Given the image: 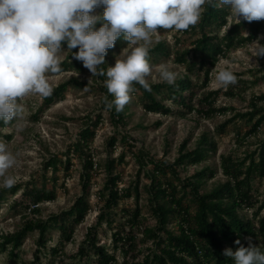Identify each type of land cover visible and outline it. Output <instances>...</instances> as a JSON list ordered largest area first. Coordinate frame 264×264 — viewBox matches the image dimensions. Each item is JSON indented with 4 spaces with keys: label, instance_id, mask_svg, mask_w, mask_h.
Listing matches in <instances>:
<instances>
[{
    "label": "trees",
    "instance_id": "obj_1",
    "mask_svg": "<svg viewBox=\"0 0 264 264\" xmlns=\"http://www.w3.org/2000/svg\"><path fill=\"white\" fill-rule=\"evenodd\" d=\"M204 8L202 19L198 24L182 31L199 33L192 48L181 50L180 39L177 36L175 50L165 40L151 47L150 64L173 55V61L182 65L185 72L179 76L174 85L166 82H149L151 91H146L139 84L134 83L133 94L138 96L140 105L147 112L172 115L174 114L172 105L177 104L179 109L176 112L180 117H186L194 112L212 118L234 109L229 106H216L217 97L223 92L222 89L200 91L208 86L210 72L221 58L226 57L232 49L242 47L258 38L264 29V20L249 23L241 19L240 23L238 21L229 23L230 14L227 7L217 9L205 5ZM100 26V24L96 25L97 28ZM223 28H225L224 32H222ZM126 46L122 38L118 39L115 46L107 50V53ZM62 48L67 49L66 43ZM77 51L78 48L72 49L62 60L60 65L62 71L59 73L88 71L81 61L74 58L73 53ZM105 63L101 67L106 70L109 66L108 54ZM201 75L204 77L201 82L192 78ZM106 78V76H93V84L75 77L60 83L53 88L50 96L42 98L39 113L63 100L70 88L84 86L97 89L103 94L102 106L105 108V96L109 101L114 99L104 86ZM240 82L246 84L245 80ZM223 93L228 96L237 94L233 88ZM166 100L173 104L165 103ZM263 104L264 93L253 95L249 99V109L246 112H235L234 118L226 120L220 128L238 118L244 119L248 124L251 123L248 130L245 132L239 130L237 133V141L240 145L244 144L248 137L259 135L260 130H264ZM125 107L119 113L115 111V107L108 110L117 129L127 127ZM38 117L39 114H36L33 118L38 120ZM103 121V114L100 112L86 115L77 139L70 144L67 151L63 155H51L44 162L41 174L24 185L25 189L13 203L14 209H23V225L19 230L0 235V251H7L14 262L19 258L18 251L27 234L37 232L36 250L30 264H41L40 255L45 254L44 251L47 250V243L51 238L48 233L51 228L58 229L60 236L57 243L48 249L51 256L49 264H55L56 257H59L60 263L64 262V257L68 256L65 244L73 241L76 225L83 222L92 210L89 199L91 179L94 171L102 166L105 168L107 178L100 190L98 200H103L104 203L99 207L96 221L88 228L83 245L76 253L68 256L70 259L68 264H77L75 259L82 261L86 256L94 257V264H235L233 259L223 255V251L226 248L235 251L239 247L234 243L237 239L245 247L248 246L247 237L253 240L260 238L264 242V214H262L264 194L263 199L258 200L257 192L253 187L254 180L264 179V135L255 149L246 150L244 156L239 159L231 154L222 155L221 167L225 180L213 184L212 188L206 190L203 185L214 177L213 168L203 167L184 177L181 176V172L188 166L202 163L207 159L208 153L216 149V142L207 133L202 135L196 147L191 150L186 148L187 140H184L179 146L178 156L170 161L166 158H154L144 149L138 148L125 132L121 134L120 140L126 148L117 156H113L119 140L120 132L117 131L108 140L110 157L101 164L95 157L93 143L99 125ZM160 123L161 121L158 125ZM7 125L0 121V136L10 139L12 137L10 134L2 132ZM0 141L5 142L1 137ZM128 152L139 165L137 181L134 187H120L119 181L122 180V176L117 171V167L127 162ZM74 158H78L81 162L79 178L82 187V194L74 204L68 210L51 214L45 219L29 218L25 215L40 214V204L56 199L57 173L63 169L65 175H69ZM49 172L51 175H48ZM141 174L149 181L145 185V191L156 224L152 226L145 224L141 208L136 203L134 208H124L123 220L116 223L115 228L112 227L116 221L115 207L121 199L132 195V189L138 202ZM49 183L54 185L50 187ZM20 187L21 184L10 189L15 194ZM6 192L7 189H0V205ZM249 210H252L251 213ZM103 223L115 229L112 233L114 252H110L108 247L100 244L97 239L96 228ZM149 240L152 247L145 252L141 243ZM116 250H120L123 258L120 263Z\"/></svg>",
    "mask_w": 264,
    "mask_h": 264
},
{
    "label": "rangeland",
    "instance_id": "obj_2",
    "mask_svg": "<svg viewBox=\"0 0 264 264\" xmlns=\"http://www.w3.org/2000/svg\"><path fill=\"white\" fill-rule=\"evenodd\" d=\"M95 12L96 14H101L103 12V6L97 8ZM232 22H237V20L229 16V23ZM224 30L225 28H223L222 32H224ZM262 35H264V29L259 36ZM176 36L180 39L179 48L183 50L184 48H192L193 42L199 36V33L162 29L154 34L151 47L159 41L165 40L173 47V50H175ZM260 43L264 44V39L260 40ZM251 44L252 42L242 47L232 49L226 57L220 59L215 69L210 72L208 86L200 92L218 89H222L224 92L232 88L237 92V94L233 96H228L223 92L218 95L216 106H229L234 109L228 111L226 114H217L212 118H207L204 115L194 112L188 114L186 117H180L176 112L179 109V105L173 104L169 100H166L165 103L173 104L174 114L162 115L159 113L147 112L140 105L138 96L132 93V99L125 105L127 127L126 129H117L108 110L102 106L103 94L99 90L89 86L70 88L65 93L63 100L47 108L43 113H39L38 110L43 97L30 94L19 101L24 106V112L19 119L13 120L2 130L4 134H10L12 137L10 139H6L2 136L0 137L5 141L8 150L16 157V164L8 170L6 175L15 178L16 182L12 187L19 184H21L22 187L14 194L10 188L3 186L4 178L0 177V189H7L0 205V235L2 233L7 234L14 232L22 227L24 222L22 216L23 209H14V201L25 189L24 185L41 174L44 168V162L51 155H63L67 151L70 144L77 139L86 115H94L99 112L103 114L104 121L99 125L93 143V149L96 154L95 157L101 164H104L106 159L110 157L107 145L108 140L117 131L120 132L118 136L119 140L113 156H117L126 148V145L120 140L121 134L125 132L131 137L138 148L144 149L154 158H166L170 161H173L178 156L179 146L184 140H187L186 148L191 150L196 147L202 135L207 133L209 137L213 138L216 142V149L214 151L211 150L208 153L207 159L202 163L191 165L184 169L181 172V176L190 175L196 170L210 166L215 170V175L207 180L203 187L209 190L213 187V184L224 181L225 177L222 173L221 156L231 154L236 159H239L244 156L246 150L255 149L264 135V130L261 129L259 135L248 137L246 142L240 145L237 141V133L239 130L242 132L248 130L251 123L248 124L244 119L238 118L226 123L223 128H220V125L225 123L226 120L234 118L235 112H246L249 109L250 97L264 93V57H253ZM123 48L107 53L109 57V66H114L116 57L120 55ZM63 50L65 52L60 54L61 60L69 53L68 49L63 48ZM173 58L174 56L171 55L168 58L159 59L157 62L151 63V65L159 66L165 64L170 70L177 71L180 74L179 76H182L185 72V68L175 63ZM221 69L231 70L234 75L237 76V83L227 88L219 86L215 81V74ZM47 75L52 88L74 77L86 80L87 82H89L90 79L89 84H93V76L91 77L89 70L85 73L69 71L59 74L49 73ZM152 77H155V80L150 77L149 82H161L155 68ZM192 78L193 80L197 79L199 82L204 79L203 75L198 78L193 76ZM240 80H245L246 84L240 82ZM36 114H39L38 120H34L33 118ZM159 121H161V123L158 125ZM126 154L127 162L117 167V171H119L122 176V180L119 181V186L134 187L133 185H135L137 181L139 165L131 156L130 152ZM80 171L81 162L78 158H74L69 175H65L66 173L63 169L57 173L58 181L55 186L57 194L56 199L40 204V214L25 215L29 218L45 219L51 214H58L63 210H68L82 194L79 178ZM48 175H51V172H49ZM106 178L107 175L103 166L94 171L89 195L92 210L86 215L83 222L76 225L73 241L65 244V251L68 256L79 250L86 238L88 228L96 221L99 207L104 203L103 200H98V198ZM148 182V179L141 174L139 179L140 194L138 202L133 189L131 190L132 195L130 197L123 198L119 201L118 205L115 207L117 212L115 215L116 221L112 224V227L115 228L116 223L123 220V209L134 208L136 203H138L141 208V215L143 216L145 224L151 226L156 224V219L150 208L151 204L147 200L148 194L147 191H145V185L148 184ZM49 185L51 187L54 184L49 183ZM253 187L257 192V199L262 200L264 194V179L254 180ZM251 211L252 210H249V213H251ZM262 214H264V209H262ZM172 226L176 228L175 225ZM96 230L99 243L105 244L110 252H114L112 233L115 229L113 230V228L109 227L106 223H103L97 226ZM48 235L51 236V238L47 243V250L44 251L45 254L43 253L40 255L41 264H49L51 256L48 249L57 243L60 233L58 229L51 228ZM37 238V232H30L27 234L23 245L18 251L19 258L15 262L8 256L7 251H0V264H30L34 258ZM248 238L250 237L246 238L247 243H249ZM251 241L264 252V242L262 239L253 240L251 238ZM141 245L145 252L148 251V248L152 247L150 240L146 243H141ZM116 254L119 263L122 262L123 258L120 250H116ZM68 256L64 257L63 263H60L59 257H56L54 259L56 261L55 264H68V261H70ZM93 258L94 257L86 256L82 261L75 259V262L77 264H94Z\"/></svg>",
    "mask_w": 264,
    "mask_h": 264
},
{
    "label": "clouds",
    "instance_id": "obj_3",
    "mask_svg": "<svg viewBox=\"0 0 264 264\" xmlns=\"http://www.w3.org/2000/svg\"><path fill=\"white\" fill-rule=\"evenodd\" d=\"M205 5L227 7L239 23L264 20V0H0V121L7 125L19 119L24 112L19 101L26 96L52 94L47 74L62 71L60 54L65 43L68 52L78 48L74 58L91 77H107L104 86L114 99L105 96L106 110L115 107L121 112L132 99L134 83L151 91L154 68L161 82L174 85L179 72L149 62L153 36L158 29L184 31L197 25ZM101 6L103 12L96 14ZM121 38L127 46L114 66L105 70L101 66L106 64L107 50ZM262 39L264 35L252 40L253 57H264ZM215 81L227 88L237 83V76L221 69ZM15 164V155L0 141V177L6 188L16 182L6 175ZM248 239L247 247L237 239L234 243L239 247L226 248L223 255L235 264H264V252Z\"/></svg>",
    "mask_w": 264,
    "mask_h": 264
}]
</instances>
